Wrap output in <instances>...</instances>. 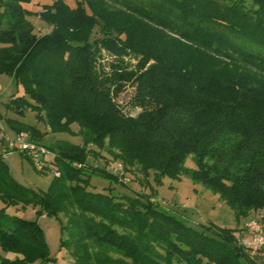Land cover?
I'll list each match as a JSON object with an SVG mask.
<instances>
[{"label": "trees", "instance_id": "1", "mask_svg": "<svg viewBox=\"0 0 264 264\" xmlns=\"http://www.w3.org/2000/svg\"><path fill=\"white\" fill-rule=\"evenodd\" d=\"M30 2L0 0V74L24 91L6 107L80 140L47 148L41 170L58 175L41 193L11 177L12 151L0 154V248L17 256L0 264L51 261L38 221L7 214L11 205L64 216L69 264H264L230 228L197 229L149 194L90 185L120 184L122 174L90 160L105 152L156 183L190 175L237 219L264 213V0H52L38 12ZM9 124L28 141L47 133Z\"/></svg>", "mask_w": 264, "mask_h": 264}, {"label": "rangeland", "instance_id": "2", "mask_svg": "<svg viewBox=\"0 0 264 264\" xmlns=\"http://www.w3.org/2000/svg\"><path fill=\"white\" fill-rule=\"evenodd\" d=\"M52 0H31L30 3L23 4L22 6L31 12H38L43 5L51 3ZM67 3L72 5L74 0H66ZM28 20L34 27L35 34H45L46 29L37 33L38 27L43 28L44 23L37 18V16L30 15ZM108 59V58H107ZM106 61V60H105ZM24 91L21 86H16L13 83L12 77L7 74H0V129L5 132L6 139H15L16 132L10 127V120L18 121L26 125L36 127L45 133L40 141H29L33 147L32 152H40L41 149L46 150L56 140H68L72 142L79 141V138L72 137L67 133L52 134L43 123L38 122L35 114L27 110L24 114H18L14 110L7 108L6 103L12 96L23 95ZM122 95L119 99V104L124 106L126 96ZM124 112L135 115L138 111H132L128 107H124ZM76 126H72L74 130ZM6 148V142L3 141L0 144V154H4ZM28 153H22L19 151H12L4 154L3 158L8 166L11 177L23 186L34 190L35 192H45L53 179V172L50 170H41V162H49L51 154L37 155L39 163L34 162ZM94 160L101 168L106 169L108 173L122 174L120 184H115L107 179L101 177H92L90 185L96 191H104V188L112 187L113 195H137L146 193L151 195L156 207L160 210L166 211L175 215L177 218L182 219L189 226L201 229L209 225H213L218 228H230L236 234V239L243 247V250L250 256L256 252L248 250L243 245V240L248 238L246 225L252 221H262V229L264 232V213L263 210L251 212L248 216L236 218L233 211L222 201L219 197L210 191L206 190L201 184L193 182L192 178L188 174H183L180 179L172 180L168 177L163 178L159 183H156L150 176L145 180L138 170L132 173L119 167V161H115L105 152H101V156ZM184 167L188 171L195 169V164L190 157H187L184 163ZM148 182V186H147ZM6 205L0 198V209ZM6 213L9 215H16L18 217L37 220L40 227L45 234L46 243L48 246L49 257L51 261L48 264H69L67 250L61 246V241L65 239V232L62 230L65 224V218L62 214L53 216H37L36 209L32 206H8ZM37 218V219H36ZM264 252V250H261ZM260 254L257 261L264 263L263 253ZM258 252V251H257ZM16 255L10 252H5L0 248V262L2 258L8 260H15Z\"/></svg>", "mask_w": 264, "mask_h": 264}, {"label": "built area", "instance_id": "3", "mask_svg": "<svg viewBox=\"0 0 264 264\" xmlns=\"http://www.w3.org/2000/svg\"><path fill=\"white\" fill-rule=\"evenodd\" d=\"M5 141L6 142V148L7 151H19V152H25L28 153L31 159L39 163V159L37 155L41 153L42 155L49 154L44 149H41L40 152L34 153L32 152L33 147L30 145L28 141V136L25 133H20L16 135L15 139H6L5 138V132L0 129V144ZM54 175H58L57 173H53ZM246 230L248 234V238L243 240V245L253 252H257L259 250H264V232L262 229V226L259 222L252 221L248 225H246Z\"/></svg>", "mask_w": 264, "mask_h": 264}]
</instances>
